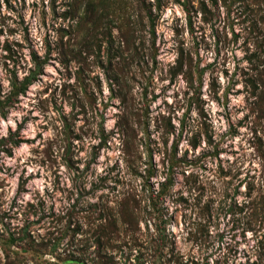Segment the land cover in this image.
Returning a JSON list of instances; mask_svg holds the SVG:
<instances>
[{
	"label": "clouds",
	"instance_id": "clouds-1",
	"mask_svg": "<svg viewBox=\"0 0 264 264\" xmlns=\"http://www.w3.org/2000/svg\"><path fill=\"white\" fill-rule=\"evenodd\" d=\"M70 5L0 0V264H264V0Z\"/></svg>",
	"mask_w": 264,
	"mask_h": 264
},
{
	"label": "rangeland",
	"instance_id": "rangeland-1",
	"mask_svg": "<svg viewBox=\"0 0 264 264\" xmlns=\"http://www.w3.org/2000/svg\"><path fill=\"white\" fill-rule=\"evenodd\" d=\"M104 4V0H71L70 13L66 15H71L75 17L82 6H84V14L81 17V25L86 24L88 21H91L94 25L100 22V17L96 15V9ZM67 49L68 56H79V53H73L71 51L70 43L69 45L64 46ZM57 48L60 49L61 45H57ZM70 264H79L78 261H71ZM101 264H107V262H101Z\"/></svg>",
	"mask_w": 264,
	"mask_h": 264
}]
</instances>
